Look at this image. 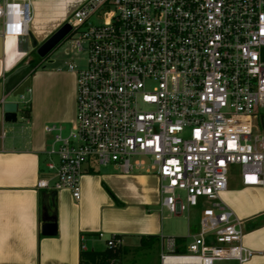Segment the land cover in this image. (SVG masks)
Segmentation results:
<instances>
[{
    "label": "built area",
    "instance_id": "obj_1",
    "mask_svg": "<svg viewBox=\"0 0 264 264\" xmlns=\"http://www.w3.org/2000/svg\"><path fill=\"white\" fill-rule=\"evenodd\" d=\"M30 21V0H0L3 37L25 36ZM65 23L85 66L67 64L75 119L67 132L45 127L51 176L37 188L78 199L86 164L155 174L169 214L209 203L185 246L162 239L159 264L247 262L241 221L219 194L233 166L244 185L263 184L253 117L264 112V0H85Z\"/></svg>",
    "mask_w": 264,
    "mask_h": 264
},
{
    "label": "crops",
    "instance_id": "obj_2",
    "mask_svg": "<svg viewBox=\"0 0 264 264\" xmlns=\"http://www.w3.org/2000/svg\"><path fill=\"white\" fill-rule=\"evenodd\" d=\"M84 1L30 0L31 21L23 37H3L0 26V104L17 103V121H0V264H80L82 251H103L106 240L112 236H119L123 248L120 264H159L162 239L166 236L162 214L166 210L160 205L159 180L155 174L144 173L145 176L135 177L137 182L132 184L135 185L133 194H137L134 201L159 208L158 221L155 215L150 218L147 215V220L139 222L135 216L116 214L126 202L118 200L115 204L96 185L95 164L83 166L78 199L67 189L53 191L36 186L38 180L51 176L45 162L53 135L46 133L45 127L57 124L65 132L75 119L76 74L68 70L41 73L46 77L40 89L34 78L37 93L32 92V106L31 103L24 106H29L28 117L22 113L20 97L13 98L11 93L34 71L30 54L35 50L30 36L38 45L43 43ZM262 175V185H244L240 168L233 166L227 188L219 194L221 201L241 221L243 246L254 253L244 264H264V167ZM43 206L55 217L54 236L41 234ZM193 208L186 212V235L174 233L177 235L174 237L184 238L178 243L181 247L198 230L199 220L195 232L189 230L188 219ZM148 236L154 237L147 241ZM152 249L156 251L154 257Z\"/></svg>",
    "mask_w": 264,
    "mask_h": 264
},
{
    "label": "rangeland",
    "instance_id": "obj_3",
    "mask_svg": "<svg viewBox=\"0 0 264 264\" xmlns=\"http://www.w3.org/2000/svg\"><path fill=\"white\" fill-rule=\"evenodd\" d=\"M90 23H95L94 19H90ZM68 51V53H66ZM30 57H32V66L33 72H31L30 78V86L27 90H25L24 94L20 96V105L24 107L26 104L31 103L32 106V98L33 93H37L35 90V84H33L34 78L37 79V88L40 89L43 87L45 83V75L41 73H45L47 71H61L67 72V64L72 62L77 68H83L85 66V54L76 53V51L72 48L71 44L67 40H63L59 43L49 54L46 58H40L35 53H31ZM40 61L41 64L36 65L35 63ZM51 61V63H50ZM31 66V67H32ZM44 79V80H43ZM76 84V83H75ZM37 89V91H38ZM74 119V118H73ZM73 122L67 126L69 131L73 126ZM253 131L255 133H259L264 135V112H260V114L253 117ZM135 157H131L130 160H133ZM139 158V157H138ZM95 169L97 170V174H95L93 180L95 181L96 185L100 187L110 200L113 201L115 204L118 203V200L121 202H126L124 205L125 207L123 210H116L115 213L119 216L126 217L127 215L135 216L137 221L143 222L147 220V217L150 218L152 215H155V219L158 221V211L159 208H155L149 203H141L136 202L134 199L136 198L137 194H133V188L135 185L132 183L137 182L135 177L145 176L143 171H134L131 175L125 176L119 171V169L114 165L108 166H101L95 165ZM133 179V180H131ZM139 183V182H138ZM145 183V182H144ZM147 185V184H144ZM116 192V193H115ZM139 192V191H138ZM122 196L125 199L119 197ZM132 201V202H131ZM136 202V203H135ZM209 206V203L206 199L199 200V204L196 208L191 209L190 211V219H188L189 223V230L195 232L197 228V222L199 220V216L201 214V210L204 207ZM161 212V211H160ZM149 215V216H147ZM147 216V217H146ZM162 216H164V225L165 228L163 233L166 237H174L177 236L174 233L184 234L187 233V213L184 212L179 216L169 215L168 212L164 211ZM160 218V216H159ZM155 221L154 219H152ZM154 254L156 251L154 249L151 250ZM213 264H229L227 260L223 261H215Z\"/></svg>",
    "mask_w": 264,
    "mask_h": 264
},
{
    "label": "water",
    "instance_id": "obj_4",
    "mask_svg": "<svg viewBox=\"0 0 264 264\" xmlns=\"http://www.w3.org/2000/svg\"><path fill=\"white\" fill-rule=\"evenodd\" d=\"M70 30V26L64 23L57 31H55L48 39L43 43L37 44L36 41L30 36L32 41V48L35 50L36 54L40 58H45L59 43L65 40L67 33ZM2 37L0 36V46ZM30 86V78L26 77L14 91H12L11 96L13 98L20 97L24 94ZM0 121L7 123H15L17 121V103L12 101L2 102L0 104ZM41 234L44 236H54L56 235V222L55 217L49 215L45 206L42 207L41 214Z\"/></svg>",
    "mask_w": 264,
    "mask_h": 264
},
{
    "label": "trees",
    "instance_id": "obj_5",
    "mask_svg": "<svg viewBox=\"0 0 264 264\" xmlns=\"http://www.w3.org/2000/svg\"><path fill=\"white\" fill-rule=\"evenodd\" d=\"M22 113L25 117L29 115V106L22 109ZM154 236H148L145 240H152ZM119 239V236H115ZM177 243H182L184 241L183 237H175ZM142 243L144 242L141 239ZM145 243V242H144ZM183 249V248H182ZM123 254V248L118 245L112 247L106 245L103 251H82L80 254V264H120L119 260Z\"/></svg>",
    "mask_w": 264,
    "mask_h": 264
}]
</instances>
